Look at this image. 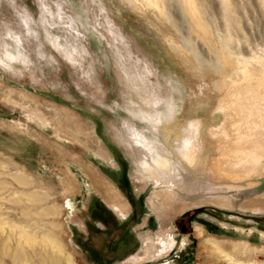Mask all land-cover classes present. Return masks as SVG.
Wrapping results in <instances>:
<instances>
[{
	"label": "rangeland",
	"instance_id": "374dc122",
	"mask_svg": "<svg viewBox=\"0 0 264 264\" xmlns=\"http://www.w3.org/2000/svg\"><path fill=\"white\" fill-rule=\"evenodd\" d=\"M261 232L264 0H0V264H264Z\"/></svg>",
	"mask_w": 264,
	"mask_h": 264
},
{
	"label": "bare ground",
	"instance_id": "6f19581e",
	"mask_svg": "<svg viewBox=\"0 0 264 264\" xmlns=\"http://www.w3.org/2000/svg\"><path fill=\"white\" fill-rule=\"evenodd\" d=\"M250 234H251V233H250ZM260 237H261V238H264V233L261 232V233H260ZM58 263H59V264H63V261L61 260V258L58 259Z\"/></svg>",
	"mask_w": 264,
	"mask_h": 264
}]
</instances>
